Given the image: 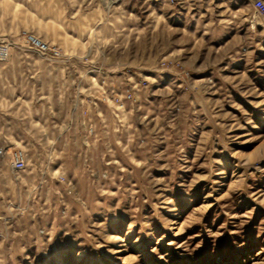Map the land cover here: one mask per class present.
I'll list each match as a JSON object with an SVG mask.
<instances>
[{
	"label": "rangeland",
	"instance_id": "1",
	"mask_svg": "<svg viewBox=\"0 0 264 264\" xmlns=\"http://www.w3.org/2000/svg\"><path fill=\"white\" fill-rule=\"evenodd\" d=\"M0 264H264L250 0H0Z\"/></svg>",
	"mask_w": 264,
	"mask_h": 264
},
{
	"label": "built area",
	"instance_id": "2",
	"mask_svg": "<svg viewBox=\"0 0 264 264\" xmlns=\"http://www.w3.org/2000/svg\"><path fill=\"white\" fill-rule=\"evenodd\" d=\"M254 8H255V11L264 17V0H255L254 3ZM35 37L31 36V39L34 40ZM41 42L40 41H36V44H40ZM25 164V160H24V155H23V152L20 150V151H17L16 154H15V158H14V165L17 167V168H23Z\"/></svg>",
	"mask_w": 264,
	"mask_h": 264
},
{
	"label": "crops",
	"instance_id": "3",
	"mask_svg": "<svg viewBox=\"0 0 264 264\" xmlns=\"http://www.w3.org/2000/svg\"><path fill=\"white\" fill-rule=\"evenodd\" d=\"M254 1H255V0H250L251 4H253V3H254ZM253 7H254V5H253ZM254 9H255V8H254Z\"/></svg>",
	"mask_w": 264,
	"mask_h": 264
},
{
	"label": "bare ground",
	"instance_id": "4",
	"mask_svg": "<svg viewBox=\"0 0 264 264\" xmlns=\"http://www.w3.org/2000/svg\"><path fill=\"white\" fill-rule=\"evenodd\" d=\"M35 43H36V41H39L37 38H34V40H33Z\"/></svg>",
	"mask_w": 264,
	"mask_h": 264
}]
</instances>
